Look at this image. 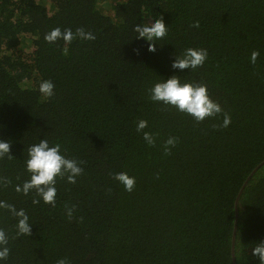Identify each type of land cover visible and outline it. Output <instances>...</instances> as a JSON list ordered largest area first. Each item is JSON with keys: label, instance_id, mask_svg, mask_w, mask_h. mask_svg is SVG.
<instances>
[{"label": "trees", "instance_id": "1", "mask_svg": "<svg viewBox=\"0 0 264 264\" xmlns=\"http://www.w3.org/2000/svg\"><path fill=\"white\" fill-rule=\"evenodd\" d=\"M158 14L171 28L151 53L131 26ZM197 20L200 28L190 27ZM55 27L97 39L49 44L44 35ZM188 46L209 57L180 75L208 84L232 118L228 128L219 127L222 114L197 124L147 99L150 82L173 74L172 54ZM41 79L56 84L50 101L39 99ZM137 119L149 121L154 146L136 133ZM39 136L62 142L85 173L58 183L55 208L0 192L33 221L8 264L65 256L71 264H233V250L235 264H259L251 249L264 240V0H0V139L17 158L0 162V174L15 176ZM170 136L178 143L165 154ZM118 171L136 177L133 192L113 179ZM65 204L76 206L71 220Z\"/></svg>", "mask_w": 264, "mask_h": 264}, {"label": "clouds", "instance_id": "2", "mask_svg": "<svg viewBox=\"0 0 264 264\" xmlns=\"http://www.w3.org/2000/svg\"><path fill=\"white\" fill-rule=\"evenodd\" d=\"M190 27L199 29L200 22L194 21ZM171 24H166L160 14L152 15L146 19L134 23L131 26L133 40L146 45L147 51L155 53L160 42L165 40L170 33ZM95 41L96 34L86 31L84 28L61 29L55 27L44 35V40L49 44L63 41L69 45L73 40ZM142 47L133 49L137 56L142 54ZM67 47L64 54H67ZM260 56L258 50L251 52L249 62L255 64ZM207 48L198 46L185 47L179 54H172L170 68L171 75H159V79L150 82L146 89L147 99L155 106L171 109L179 114L191 117L197 124L206 119L223 115L221 128H228L232 123L231 116L224 112L221 104L212 99L207 83L198 82L194 79L182 78L181 73L195 72L203 67L208 60ZM36 91L41 101H50L56 96V84L51 79H41ZM150 127L147 119L135 121V131L142 134L143 141L148 146L156 144V137L151 131H145ZM178 139L170 136L164 142L165 154H168L176 146ZM12 141L0 139V162L17 159L11 153ZM84 161L75 156H70L62 142L37 137L23 149V158L20 171L15 175L0 174V192L9 188L18 196L30 198L33 207L38 205H50L55 208L58 199V183L76 184L84 175ZM113 179L123 186L124 191L133 192L136 187V177L126 171H118L112 174ZM75 205H64L66 218L73 219ZM0 216L7 223L0 224V264H8L14 241L20 238H28L32 234L33 221L26 207L17 206L8 199L0 197ZM83 219V218H81ZM251 255L264 264V240L256 243L251 249ZM55 264H71L68 257H59Z\"/></svg>", "mask_w": 264, "mask_h": 264}, {"label": "water", "instance_id": "3", "mask_svg": "<svg viewBox=\"0 0 264 264\" xmlns=\"http://www.w3.org/2000/svg\"><path fill=\"white\" fill-rule=\"evenodd\" d=\"M261 164V163H260ZM260 164H258L257 166H255L254 168H253V170L251 171V173H250V175L247 177V179L245 180V182H244V184H243V186L246 184V182L248 181V179L256 172V170L258 169V167L260 166ZM242 186V187H243ZM241 191L242 190H240L239 192H238V194H237V197H236V204L238 203V200H239V198H240V196H241ZM233 240H234V237H233ZM233 250V249H232ZM232 261H233V264H235V258H234V250L232 251Z\"/></svg>", "mask_w": 264, "mask_h": 264}]
</instances>
